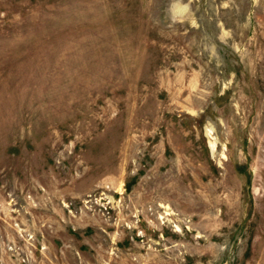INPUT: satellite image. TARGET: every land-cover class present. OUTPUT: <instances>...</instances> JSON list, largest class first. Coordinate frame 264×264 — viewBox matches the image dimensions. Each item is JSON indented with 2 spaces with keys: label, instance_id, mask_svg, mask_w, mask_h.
<instances>
[{
  "label": "rangeland",
  "instance_id": "1",
  "mask_svg": "<svg viewBox=\"0 0 264 264\" xmlns=\"http://www.w3.org/2000/svg\"><path fill=\"white\" fill-rule=\"evenodd\" d=\"M0 264H264V0H0Z\"/></svg>",
  "mask_w": 264,
  "mask_h": 264
}]
</instances>
